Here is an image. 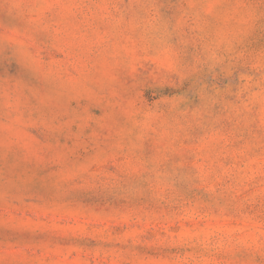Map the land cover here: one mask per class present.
Wrapping results in <instances>:
<instances>
[{
    "label": "rangeland",
    "instance_id": "1",
    "mask_svg": "<svg viewBox=\"0 0 264 264\" xmlns=\"http://www.w3.org/2000/svg\"><path fill=\"white\" fill-rule=\"evenodd\" d=\"M0 264H264V0H0Z\"/></svg>",
    "mask_w": 264,
    "mask_h": 264
}]
</instances>
